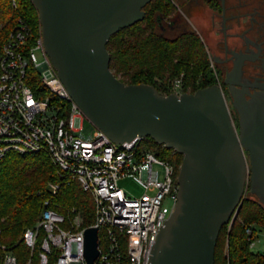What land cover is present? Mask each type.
I'll return each instance as SVG.
<instances>
[{"label": "water", "instance_id": "95a60500", "mask_svg": "<svg viewBox=\"0 0 264 264\" xmlns=\"http://www.w3.org/2000/svg\"><path fill=\"white\" fill-rule=\"evenodd\" d=\"M32 1L45 51L86 119L116 143L150 137L183 155L178 199L150 264H215L222 227L234 223L249 183L264 202V84L243 82L238 63L227 79L232 105L217 83L181 94L126 84L107 45L152 0ZM85 252L93 264L97 228L86 229Z\"/></svg>", "mask_w": 264, "mask_h": 264}, {"label": "built area", "instance_id": "2783aa9c", "mask_svg": "<svg viewBox=\"0 0 264 264\" xmlns=\"http://www.w3.org/2000/svg\"><path fill=\"white\" fill-rule=\"evenodd\" d=\"M29 35L28 24L20 19L0 52V162L9 152L47 153L61 179L77 181L91 196L94 221L84 226L76 208L67 217L46 201L35 227L25 231V243L32 255L39 248L40 264H88L85 231L94 227L98 256L93 264H150L152 247L168 219L164 200L169 197L175 205L178 199L174 164L146 147V137L116 143L94 125L90 139L80 136L83 111L61 81L42 35L25 49ZM56 80L54 91L49 84ZM183 86L182 77L177 78L174 92L183 93ZM156 165L162 166L163 178ZM122 177L154 194L129 196L118 184ZM52 188L56 193L59 185ZM254 229L246 228L251 249L260 243ZM0 247V264H18L12 252Z\"/></svg>", "mask_w": 264, "mask_h": 264}, {"label": "trees", "instance_id": "16d2710c", "mask_svg": "<svg viewBox=\"0 0 264 264\" xmlns=\"http://www.w3.org/2000/svg\"><path fill=\"white\" fill-rule=\"evenodd\" d=\"M157 8L167 13L175 10L170 0H152L144 8L146 16L143 20L121 29L109 40L107 48L115 75L129 76L128 82L119 78L126 84L154 85L162 94L173 93V82L179 77L183 79L184 92H195L215 84V73L197 35L174 41L156 35L154 11ZM20 19L30 28L24 45L28 50L42 35L39 14L33 1L0 0V52ZM224 91L229 101L225 88ZM234 119L238 123L235 114ZM145 142L161 158L174 164V178L178 183L183 155L150 137H146ZM52 184L59 185L56 193ZM46 201L67 217L71 209L76 208L83 216L84 226L94 221L91 196L77 181L68 184L61 179L47 153L9 152L0 162V246L12 252L18 264H29L30 259V264H38L37 256L31 255L23 236L28 228L37 224ZM238 215L230 229L227 228L230 224L222 227L215 264H264V252L252 251L246 233V228L251 225L255 229H264V202L251 192L250 183Z\"/></svg>", "mask_w": 264, "mask_h": 264}, {"label": "flooded vegetation", "instance_id": "af4514ba", "mask_svg": "<svg viewBox=\"0 0 264 264\" xmlns=\"http://www.w3.org/2000/svg\"><path fill=\"white\" fill-rule=\"evenodd\" d=\"M170 1L174 12L159 8L154 11L156 35L170 41L197 35L230 105L231 84L227 79L237 69V63L243 82L264 84V0ZM234 114L238 116L235 111Z\"/></svg>", "mask_w": 264, "mask_h": 264}, {"label": "rangeland", "instance_id": "374dc122", "mask_svg": "<svg viewBox=\"0 0 264 264\" xmlns=\"http://www.w3.org/2000/svg\"><path fill=\"white\" fill-rule=\"evenodd\" d=\"M199 17L200 16H199V13H198L197 17H196L197 18L196 20H198ZM37 55L39 56V58L42 57L40 51H37ZM219 77L222 79V76L219 75ZM119 78H122L124 81H127V82L129 81V76H126V75L119 74ZM216 83H219V82L216 81ZM49 87L51 88V90L55 91L58 88V81L56 80V81L50 82ZM91 129H93V124L90 121H88V119H86L85 128L79 133L80 136H82L85 139H90L91 138ZM145 146L148 147L149 146L148 143L145 142ZM175 165H177V163H175ZM156 168L159 169V171L161 173L160 177L163 178L164 170H163L162 166L156 165ZM118 184L131 197L141 198V197H146V196H150V195L154 194L153 190H147L146 188L141 186L138 182H136L131 177H122V178H120L119 181H118ZM247 189H248V187H247ZM173 207H174L173 200L170 199L169 197H166V199L164 200V203H163V208L168 213V216L172 212ZM238 217H239V215H238ZM229 226L227 228H229ZM258 231H259L260 243L257 245V247L253 248L252 251L255 252V253H258V252H262L263 253L264 252V229H261V228L258 227ZM23 239H24V236H23ZM30 251H31V249H30ZM39 254H40L39 248H36L35 252H34V257L37 256L38 264H40V255ZM31 255H32V253H31ZM30 260H29V264L31 263Z\"/></svg>", "mask_w": 264, "mask_h": 264}]
</instances>
